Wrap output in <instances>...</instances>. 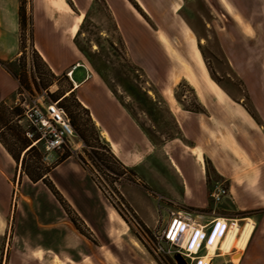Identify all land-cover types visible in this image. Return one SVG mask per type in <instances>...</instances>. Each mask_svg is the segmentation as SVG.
Segmentation results:
<instances>
[{"label": "rangeland", "instance_id": "1", "mask_svg": "<svg viewBox=\"0 0 264 264\" xmlns=\"http://www.w3.org/2000/svg\"><path fill=\"white\" fill-rule=\"evenodd\" d=\"M48 1L52 7L73 18L74 25L78 22L81 24L83 13L76 15L70 6V9L64 8L60 0ZM225 1L230 10L221 0H181L180 6L176 3L173 7L175 11L179 10L170 20L173 31L169 33L175 45L182 41L181 53H175L168 46L166 38H162L169 55L177 63V76L192 78L198 88L210 87L217 95L222 94V87L232 99L253 111L251 92L257 87L264 88V0ZM22 4L26 17H29L31 0H22ZM21 41L20 53L5 64L19 83L17 101L11 104L10 109L0 108V136L15 153L30 142L25 135L29 128L23 119L26 107L37 103V99L43 104L56 100L69 84V77L65 73L53 76L33 50L28 24L23 28ZM76 42L87 64L100 74L156 145L178 134L164 99L153 91L143 71L131 62L103 0H93ZM81 71L84 68L79 67L74 76ZM254 73L256 80H245ZM189 84L181 80L174 87V95L185 106L196 108V97ZM42 90H46V94L41 97ZM166 93L172 99L169 88ZM258 98L259 103H264V98ZM60 103L67 108L77 137L71 144L58 150L46 151L41 144L33 146L26 154L24 168L34 175L49 171V179L78 216L70 210L67 213L41 180L37 184L31 181L21 170L20 164L17 165V171L24 175V185L28 186L25 191L20 190L16 203L15 199L11 203L13 210L6 216V238H11L14 230L26 235L32 232L29 230H33L34 234L39 232L38 225L46 215L47 222L51 221L52 224V244L46 254L42 249L31 254L28 241L17 238L16 255L8 256L9 264H183V259L176 257L178 253H155L154 233L159 228L161 218L157 217L154 205L150 204L142 185L136 181L133 170L124 169L110 155L89 117L77 108L74 100L70 98ZM17 114L22 119L20 122L15 118ZM13 167V163H5L10 182L14 180ZM68 173L72 174V178L67 177ZM210 175L216 179L212 172ZM5 183L0 181V202L8 204L11 189ZM224 183L228 187L227 181ZM77 187L83 189L88 199L82 197ZM42 188L48 190L51 207L41 194ZM28 195L34 199L30 204L25 200ZM43 203L48 207L46 212ZM111 211L124 223L110 220ZM216 211L222 212V209ZM228 213L231 216L255 218V247L264 254V209L254 213L234 210ZM72 220H75V224ZM47 235L50 241L48 232ZM35 237L38 241L42 240L40 234L36 233ZM259 259V263L264 264V255Z\"/></svg>", "mask_w": 264, "mask_h": 264}, {"label": "crops", "instance_id": "2", "mask_svg": "<svg viewBox=\"0 0 264 264\" xmlns=\"http://www.w3.org/2000/svg\"><path fill=\"white\" fill-rule=\"evenodd\" d=\"M103 1L131 62L143 71L153 91H157L164 99L178 129L176 136L156 145L100 74L87 64L76 37L93 0H66L76 15L83 13L82 22L76 31L72 29L73 18L67 13L52 7L48 0H31L29 16L32 48L56 76L62 75L72 64H79L69 77L68 87L62 97L74 94L88 110L100 137L112 154L121 165L133 170L136 181L140 182L150 204L154 205L157 217L161 218L159 228L166 224L167 211L172 208L208 209L203 223L221 216L234 220L239 231L247 224V220H251L253 228L243 247L232 248L229 252L221 250L218 245L208 255L203 245L196 256L208 255V264H260L259 258L264 254L255 247V218L231 216L228 212L254 213L264 209V103L258 102V97L264 98V88L257 87L251 92L254 110L250 111L241 102L232 99L217 83L222 90L220 95L210 87L202 86L203 90H197L189 84L187 77L177 76V63L169 55L162 37L166 38L168 46L175 53H181L182 41L175 45L169 38V33L173 31L170 20L179 10L175 11L173 7L176 3L180 6L181 0ZM19 4V0H0V103L10 108L17 101L19 83L5 64L20 53ZM79 67L84 68V71L75 77ZM256 76L254 73L245 80L254 81ZM181 80H185L193 89L198 105L196 108L185 106L175 97L174 87ZM168 88L172 99L166 93ZM19 116H15L18 122L22 120ZM4 160L7 164H14L12 182L7 179L9 175L5 172ZM16 167V162L0 142V181H6L11 189V194H8V197L11 196L10 202H0V264H9L8 256L16 255L15 241L21 238L28 241L31 254L39 249L46 254L52 244V224L51 221L47 222L46 215L38 225L39 232H36L41 235V241L36 240L33 230H29L32 234L28 235L14 230L12 237L6 238V216L13 210L11 203L14 199L16 203L20 190L28 186L24 185V175ZM210 172L216 179H212ZM67 177L72 178V174L68 173ZM219 179L227 181L230 195L214 203L209 192ZM77 189L83 198L88 199L83 189ZM42 191L41 194L51 207L48 190L42 188ZM159 197H163L161 209H158ZM25 200L30 204L34 199L28 195ZM44 203L42 206L46 212L48 207ZM216 209H222V212ZM47 232L50 241L47 240ZM227 233L221 238L224 239ZM186 264H194V261L187 259Z\"/></svg>", "mask_w": 264, "mask_h": 264}, {"label": "built area", "instance_id": "3", "mask_svg": "<svg viewBox=\"0 0 264 264\" xmlns=\"http://www.w3.org/2000/svg\"><path fill=\"white\" fill-rule=\"evenodd\" d=\"M78 65L75 63L68 67L64 72L65 75L71 77L73 70ZM45 94L46 90H42L41 97ZM37 101L23 111V119L29 128L25 131V135L31 140V145L41 144L44 150L53 151L71 144L77 137V133L68 113L64 107L59 105V100H50L46 104H42L43 102L39 99ZM229 195V189L223 181L215 182L209 192V197L214 203H219ZM162 200L163 197L158 198V209L162 208ZM167 213L166 224L162 228H157L154 233L155 253L158 255L178 253L185 261L190 259L194 261V264H198L202 258V256L196 255L203 245L208 251L207 243L213 234L218 233L219 241L232 225H237L234 220L221 216L214 217L208 223H203L202 220L207 213L204 209L172 208L168 209ZM194 241H196L195 248L191 249L190 246ZM205 264H208V261Z\"/></svg>", "mask_w": 264, "mask_h": 264}, {"label": "trees", "instance_id": "4", "mask_svg": "<svg viewBox=\"0 0 264 264\" xmlns=\"http://www.w3.org/2000/svg\"><path fill=\"white\" fill-rule=\"evenodd\" d=\"M18 15H19V21H20V42H23L21 41V38H22V31H23V28L25 27L26 24L29 25V34L31 35V21H30V16L29 17H26V13H25V9H24V6L22 4V0H20V4H19V10H18ZM33 50L37 53V51L33 48ZM37 55L41 58V56L37 53ZM42 59V58H41ZM43 61V60H42ZM44 62V61H43ZM44 64L46 65V63L44 62ZM46 67L48 68V66L46 65ZM7 70L12 74L13 77L16 78L15 74L13 73V71L11 69H9L7 66H6ZM48 70L51 72V70L48 68ZM51 74L53 76H56L54 75L52 72ZM50 83H48L47 85H49ZM64 94V93H63ZM59 96V98H57L56 100H59V102H62V101H66L68 99H72L74 100L77 108L79 109H82L86 115L89 117V120L90 122L92 123L93 125V128L97 131V136L99 138V132L96 128V126L93 124L92 120H91V117H90V114L88 112V110L86 108H84L80 102L77 100V98L74 96L73 93H70L69 95L67 96H64L62 97V95ZM55 101V100H54ZM61 104V103H60ZM62 107H64L62 104H61ZM5 108L6 110L10 107H6V105H4L3 103H0V108ZM64 109L66 110V112L68 113L69 115V112L67 110V108L64 107ZM101 138V137H100ZM30 142L28 143H25L24 146H22L21 150L19 153H15L12 148H10V146L8 145V143L0 136V142L2 143V145L5 147V149L7 150V152L11 155V157L14 159V161L16 162V165H19L21 166V170L28 176V178L33 181V182H37L38 180H41L49 189L50 191L53 193V195L57 198V200L60 202V204L62 205V207L64 208V210L69 213L70 211L73 212L75 215H77L75 213V211L71 208V206L69 205V203L66 201V199L61 195V193L57 190V188L55 187V185L51 182V180L49 179L48 177V172H44L43 174H40V175H34L32 174V172L26 170L24 168V165H25V157H26V154L31 150V148H33V146L35 145H31V140H29ZM105 142V141H104ZM106 146L108 147L107 143L105 142ZM31 145V146H30ZM108 151L110 153V155L116 160L117 158L112 154V152L110 151L109 147H108ZM21 152H22V156L21 155ZM80 165L86 169V167L84 166V164L78 160ZM119 162V161H118ZM120 163V162H119ZM121 164V163H120ZM123 166V165H122ZM124 169H127L126 167L123 166ZM70 210V211H69ZM78 216V215H77ZM78 220V217L77 219ZM73 221V220H72ZM74 224H75V220L73 221Z\"/></svg>", "mask_w": 264, "mask_h": 264}, {"label": "bare ground", "instance_id": "5", "mask_svg": "<svg viewBox=\"0 0 264 264\" xmlns=\"http://www.w3.org/2000/svg\"><path fill=\"white\" fill-rule=\"evenodd\" d=\"M221 1L230 10L229 4L225 0H221ZM60 2L64 6V8L70 9L66 0H60ZM237 17H238V20H240V17L238 15H237ZM78 23H76L73 26V28H72L73 31L77 30V26H78L77 24ZM187 80L191 86H193L197 90L199 89L197 84L194 82V80L192 78H189V79L187 78ZM111 213H112V215H111L112 218H109L110 220H112V221L114 220V221L119 222V223H124V221L120 217L116 216L114 212L111 211ZM252 228H253V222L251 220H247V224L240 231H239V228L237 227V225H234L233 227H231L230 230H228V233L224 237V239L221 238L222 239L221 241H218V233L213 234L210 237V239L208 241V245H207L208 255H211L214 252V250L217 248L218 245H220L221 250H223V251H229L232 248H236V247H238V248L243 247L245 245L251 231H252ZM195 245H196V241H194L192 243V245L190 246L191 249H194ZM208 255L204 256V257L202 256V258L200 259L198 264H205L208 260ZM55 264H60V263L56 262Z\"/></svg>", "mask_w": 264, "mask_h": 264}, {"label": "water", "instance_id": "6", "mask_svg": "<svg viewBox=\"0 0 264 264\" xmlns=\"http://www.w3.org/2000/svg\"><path fill=\"white\" fill-rule=\"evenodd\" d=\"M176 257H177L178 259H183V264H186L185 259H184L180 254H176Z\"/></svg>", "mask_w": 264, "mask_h": 264}]
</instances>
